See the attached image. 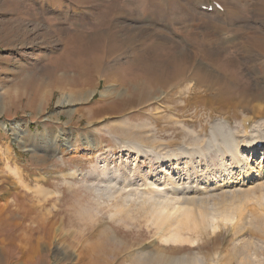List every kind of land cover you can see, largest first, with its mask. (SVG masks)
Masks as SVG:
<instances>
[{"label":"rangeland","instance_id":"obj_1","mask_svg":"<svg viewBox=\"0 0 264 264\" xmlns=\"http://www.w3.org/2000/svg\"><path fill=\"white\" fill-rule=\"evenodd\" d=\"M226 116L264 130V0H0V264H264V185L161 157ZM190 185L195 226L157 225L148 188Z\"/></svg>","mask_w":264,"mask_h":264},{"label":"bare ground","instance_id":"obj_2","mask_svg":"<svg viewBox=\"0 0 264 264\" xmlns=\"http://www.w3.org/2000/svg\"><path fill=\"white\" fill-rule=\"evenodd\" d=\"M257 55L258 54L253 53V58L255 60L259 58ZM189 91L191 92V96H189V98H192V96L196 94V85L190 86ZM224 120L225 121L221 120L215 123L213 126H211L209 134L204 136L205 139L196 143L194 141L193 146H188L184 148L182 147L179 148L178 150L165 151L161 157L165 159L168 166L171 167L172 165H174L172 166L171 168L172 171L170 173L171 174L173 173L176 175L177 178H180L182 175H184L183 171H185L187 176H189V172L193 170L194 175L198 176L197 172L200 170V173H202L199 175V177H201V182H203L202 180H205L204 184L208 185L209 184L208 181L209 180L211 181L210 178H212V181L215 179L213 181L215 185L213 184V186L215 189L218 190H223V188H225L228 185L233 186V183H236L238 185V189L242 188L244 191L246 189L253 190V186L255 185L258 186V184L264 185V130L257 128L258 125L255 126L256 128L253 130L249 129L250 127L249 123L253 121L252 116H245L243 118L244 121L241 128L243 129L242 134L239 133L240 131H236L232 128L231 116L224 117ZM203 132L204 130L200 131L201 134H203ZM132 147L135 149L140 148V146L137 144H133ZM215 150L218 151V156L220 157L218 158L217 169L215 168L214 160L206 161V157H209L210 154L213 153ZM245 152H249V154L251 153L252 157L250 158L249 154L248 157H245L246 155ZM258 153L260 157L258 158V160L255 159L252 162V158L254 157V155ZM183 160L185 162L186 161L190 162L191 166H188V164L185 163L183 164L184 165L183 167H180L178 163H180V161L183 162ZM227 161L228 162L231 161V163L227 165ZM163 166L164 164L158 166L160 167V172L162 173L163 171H165L166 173L170 174L168 171L169 167H167L168 169H165V167ZM211 167L213 169V172H215L216 174H213L212 177L209 176L210 178L206 175V178H204L203 171L205 170L206 173H208L209 171H212ZM181 168H183L182 171ZM210 173L211 172H209V174ZM168 174H166L167 176H165L166 179L164 180L163 185H165L166 182H168L169 184L170 181L174 180V179L172 180L171 178L172 176H168ZM109 182H110L109 184L110 190L108 191H112L110 186L111 181ZM173 182L174 184H176V181ZM149 183L156 185L154 181H150ZM176 185H180V184H176ZM206 185H204L202 188L200 187L194 188L191 187V185L185 186L184 189L186 191L184 193H181L183 194L182 204L176 202L175 204L174 202L172 203L171 199L167 195L152 197L151 193L153 191L149 187L147 190V193L149 195L143 198V199L149 198L151 200V201L148 200L149 201L148 204L147 203L148 201L145 199L147 201L146 203L148 204V208H146V211L149 212L150 216L152 217V220L155 221L157 225H161L164 224L165 221H169L170 226L175 227L176 229H180V227L182 228L187 226L193 228L195 226V224L192 223L194 219V209H195L194 206L195 204H197V202H199L198 201L200 199L199 196L203 194ZM124 187L125 185H123V187H121V190H119L118 192H121L122 188L124 189ZM115 193H110L108 197L109 198L115 197L114 196ZM117 194L120 193H116V195ZM126 196H131V193H128ZM180 238H181L180 231L176 230L172 232V234L168 238H166V241L167 240L175 241V240H179ZM36 247L37 245L30 248L32 253L36 250Z\"/></svg>","mask_w":264,"mask_h":264}]
</instances>
